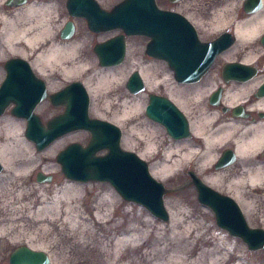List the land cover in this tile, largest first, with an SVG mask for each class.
<instances>
[{
    "label": "rangeland",
    "instance_id": "374dc122",
    "mask_svg": "<svg viewBox=\"0 0 264 264\" xmlns=\"http://www.w3.org/2000/svg\"><path fill=\"white\" fill-rule=\"evenodd\" d=\"M42 1L53 5V7L50 8L48 17L50 24L54 27V40L62 43L74 40L80 41V55L87 58V61L91 63L94 71H91V73L87 76L84 75L68 81L59 80L51 75L44 78L38 75L35 71L34 72L45 82L47 91L50 94L62 89L69 83L75 81L83 83V79H86L88 76H92V80L88 84L89 87L91 89L96 87L99 89L101 86H98L97 77L94 76L93 73L99 70L105 71L107 68L99 66L93 48L97 43L113 38L120 32L117 30L100 33L91 32L84 19L72 18L69 16L66 10L65 0ZM97 1L103 9L110 10L114 5L122 2L123 0ZM231 1L233 4L235 3L233 6H237L240 0ZM5 2L6 0H1L0 15H2L3 12L7 13L13 9L12 7H7ZM218 3V0H205V3H202L201 0H198V2L197 0H180L177 5H173L172 3H169L168 0H156V4L159 8L170 9L186 17L193 24L199 39L203 42L212 41L222 32L231 30L232 28V26L227 23L230 22V20H226L227 17H233L234 11L231 10L224 13V18L220 24L215 27L211 26V24L217 20L216 18L218 17L216 9ZM68 21L73 22L75 32L70 39L62 40L60 39V31ZM126 44V58L123 63L119 65L125 70L123 79H119L117 81V83H119L118 85L115 83L112 85L110 83L108 87L103 86L100 90H98L100 104L102 105L106 101H111L114 103L115 107L111 110L101 109L102 116L96 117V115H94L91 111V105L97 100L92 99L89 96V116L91 118L104 120L114 124L111 122L114 113H119L121 115L123 110L129 111L130 105L133 103H142L140 112L136 111L128 114L125 122L126 125L124 127L121 128L114 124L122 130V136H124L128 130H132L133 142L131 143V146L124 147L120 143L121 148L139 156V154L144 151L145 143L153 140L156 142L157 151L153 156L150 155L148 159H143L148 165L155 161L164 159V154H173L170 157L171 161H177L180 159L181 155L187 151V149L193 150V152L195 151L190 155V158L181 160L175 171L166 173L165 180L155 178V180L160 182L167 190H169V192L163 196V200L176 202V205H174L171 209H168L166 204H164L166 210L170 214L168 220L169 222H162L158 220L139 204L124 201L108 183H78L70 181L64 177L60 165L56 162L57 154L71 143H78L85 146L89 140V134L87 132L75 131L66 134L56 139L45 150L38 152L34 145L24 136L26 125L25 121L12 116L9 111L10 109H7L0 118H12L16 126L20 125L19 127L21 128L22 134L21 138L27 140L32 145V154L34 157H40L41 155L48 153L47 150L57 141H65L53 151L50 161L38 164L34 170L31 171L30 181L26 187H19V191L37 190L36 193H32L30 197H27V199H23L22 201L16 200L11 203L8 200L11 197V195L7 194L9 188H14L17 183L13 180L14 178L9 169H7L1 162L3 165V171L0 174V263L8 264L9 254L15 248L19 246H29L35 248V250L44 251L46 254H50L53 257L55 256L58 258L62 256L63 258H66V261L62 262L64 264H73L82 258L81 254L74 249L75 245L78 243H83L81 244L82 247L80 250L84 254L88 251V248H96L99 245L109 246L111 248L115 239L125 233L129 227L140 226V224H142L145 226L142 227V229L149 230L150 234L141 240V244L128 247L124 251V260L127 261L135 259L139 261L142 259V255L145 252L152 250L159 240L167 244L172 243V240L169 239L168 232L172 223V213L176 215L185 212L187 215L186 223H192L198 227V229L200 225L211 226L213 230H216L228 239L230 247H234L235 251L240 250L238 254H242L244 256V258H239L236 256V253H231L226 256L223 255L225 258L222 264H237L240 260H242L245 264H264V251H249L240 239L233 238L227 232L220 229L215 224L213 213L207 207L198 203L196 191L191 185L190 179L186 175V171L188 169H192L197 176L201 178V180L203 175H210L211 172L207 170L206 165L202 164L199 159L200 155L197 154L203 149L202 141L191 133L190 138L180 140L185 142L186 146L179 149L177 153H174L176 151L174 150V152H172V148L180 141L174 142V140L166 134L162 126L150 121L145 116V107L148 104L149 94H157L168 97L167 90H176L175 87L178 84L173 78L172 71L164 61L153 59L146 55V40L139 37H129L126 39ZM256 45L258 44L256 43ZM2 49L4 56L0 57V83L5 76L3 68L4 63L11 58H21L18 54L11 53L4 44H2ZM243 55L244 53H242L241 50H236V52L231 54L230 58H233V61L235 62L240 60ZM24 60L30 63L33 58L28 57ZM226 62L227 61L224 56L221 54L216 58L210 70L201 78L199 85L207 87L208 90L206 94L208 93L209 88L212 86L215 88L216 85L222 82L220 74L221 69ZM259 63V75L264 77V58H262ZM145 65H152L154 67L155 72H153L156 73L155 75L157 76V80L161 81L160 86H154V88L152 87L151 89L147 88L143 93L132 95L126 89L127 79L133 71H139L138 68ZM263 81L264 79L262 82ZM49 83L54 84L53 89H48ZM117 94L120 98H122L121 101H117ZM189 95H191L189 98L185 94L183 96L178 95L181 98L178 103L180 106L183 105L188 108V114L186 113L185 116L188 120L190 118V121H192L198 118L199 115L197 114V111L199 108L204 107V100L207 97L204 95L198 98L197 96H194L193 93ZM123 101L126 102L124 106L121 105ZM173 103L179 107L178 103H175L174 101ZM179 109L181 110L180 107ZM62 111V108H55L51 106L48 101L41 102L35 109V113L41 118L43 123L50 120L53 116L62 113ZM10 131L11 129L1 126L0 143L6 141ZM226 148L232 149L233 147L231 143H228L220 149H215L214 164L220 157L221 152ZM98 154H104V152H100ZM214 164L212 165V173H216L214 172ZM232 165H234V169H232L229 173H226V176L224 175L223 177H220L216 186H212L208 183L205 184L210 186L215 191L233 198L230 194L232 189L229 186L231 179L238 175L246 177V169L251 164L243 163L242 161L236 159ZM46 166L49 167L50 171H56V173L43 172V167ZM38 173H41L44 176H51L50 182H37L36 176ZM15 174L17 175L18 173L15 172ZM243 181V185L240 188V195L242 196L241 201L251 205V213H243V215L247 224L251 228L264 229V185L262 187L254 186L253 188L246 179ZM65 184L76 185L80 188V190L74 192L73 194H66L63 191ZM36 196L37 198L40 197V202L38 204L32 206V208L30 207L29 210L23 207V205L28 204L31 200L35 199ZM56 201L59 202L58 206L60 211V215L57 217L54 216L55 206H51ZM44 215H46V219L44 221L40 223L33 222L36 218H41ZM70 227L72 231H70ZM6 230H8V232L10 231L7 235L4 234ZM41 230H43V232ZM82 230L87 232L91 231L94 234H79ZM162 231L165 236L162 239H157V233ZM198 231L199 230H197V232ZM188 245H190L188 248L191 249V255L189 258L197 257L202 249L198 247L193 248V243H189ZM50 263L52 264V260ZM151 264H155V262L153 261Z\"/></svg>",
    "mask_w": 264,
    "mask_h": 264
},
{
    "label": "water",
    "instance_id": "95a60500",
    "mask_svg": "<svg viewBox=\"0 0 264 264\" xmlns=\"http://www.w3.org/2000/svg\"><path fill=\"white\" fill-rule=\"evenodd\" d=\"M10 1L7 0L6 4L10 5ZM26 2L18 0L16 6ZM244 6L246 13L252 14L261 9L262 1L245 0ZM66 10L70 17L84 19L92 32H123L94 46L99 66L123 63L125 36H143L150 39L146 54L164 61L172 71L174 80L181 84L198 82L209 71L215 58L232 44L229 33L207 43L200 41L189 20L179 13L159 10L155 0H123L111 11L102 9L96 0H67ZM74 31L73 22L68 21L60 31V38L68 40ZM261 41L264 44V35ZM253 68L236 62L226 63L222 69V79L225 83H244L255 76L256 70ZM4 71L5 77L0 84V117L10 109L12 116L24 119L25 137L38 152L66 134L81 130L89 133L85 146L71 143L58 153L56 162L64 177L82 183H108L124 201L141 205L160 221L169 220L163 202V196L169 190L151 176L146 161L121 148L122 131L119 127L89 116L90 97L81 82H72L50 94L45 82L26 60L11 58L4 63ZM144 85L139 72L133 71L126 82V89L135 95L143 91ZM220 93L221 89L211 95L212 105H219ZM257 96H264V82L258 88ZM43 101L63 108V112L43 123L35 113L36 107ZM223 110L227 108L223 107ZM145 116L161 125L175 141L191 137L188 119L176 104L164 96L149 95ZM235 116L238 117V114ZM100 152L104 154H98ZM234 162L235 154L232 150H226L215 162L214 169H224ZM2 171L0 161V174ZM188 175L198 203L213 213L217 226L226 230L231 237L240 239L249 251H264V229L251 228L233 198L212 189L195 172ZM36 180L39 183L50 182L51 176L38 173ZM50 262L48 254L27 246L15 248L8 258V264Z\"/></svg>",
    "mask_w": 264,
    "mask_h": 264
},
{
    "label": "bare ground",
    "instance_id": "6f19581e",
    "mask_svg": "<svg viewBox=\"0 0 264 264\" xmlns=\"http://www.w3.org/2000/svg\"><path fill=\"white\" fill-rule=\"evenodd\" d=\"M261 1H262V7L261 9H259V11L254 12L252 14H248L247 16L238 20L235 23L233 27L234 35L233 36L231 35L232 44L229 48H227L225 51L221 53L224 56L225 60L227 61L226 63L234 62L233 58H230L231 54L236 52V50H241L240 47L241 46L243 47V45L248 46V48L246 49L247 51L244 52V55L240 59L241 62L235 61L236 63L252 66L257 60L264 57L261 48V46L264 48V44L261 41L264 35L263 34L261 37V34L264 31V0ZM218 2H219L217 4L218 6L216 7L218 12L217 14L218 17L216 18L217 20H215L211 24L212 27H215L216 25L221 23V21L224 18L223 16L224 13H227L230 10L234 11L236 8V6H233L235 5V3L233 4L231 0H218ZM0 4H1V0H0ZM155 5L159 10H161L156 4V0H155ZM51 7H53V5L49 3H45L42 0H29L27 4L20 5L19 8H15L7 13L3 12L2 15H0V22H1L0 57L4 56L2 49V44H4L11 53L18 54L21 58L27 59L28 57H32L33 60L30 62L32 69L38 75L44 78L51 75L59 80L68 81L84 75L85 76L89 75L91 71L92 72L94 71V68L92 69L91 63L87 61L86 57L80 55L81 42L78 40H74V41L62 43V42H56L54 40L55 37L54 27L50 24L48 17ZM0 14H1V10H0ZM227 18H226L227 21L230 20V22L227 23L229 25L232 24L231 23L232 18L229 17ZM221 35L217 36V38L213 39L212 41L219 39ZM129 37H134V36H129ZM129 37L125 36V39ZM235 41H236V45L233 46ZM256 43L259 44V47L258 45H256ZM126 53H127V44H126ZM126 53L124 60L126 58ZM119 65L106 66L105 68L107 69L105 71L99 70L93 73V75L97 77L99 87L100 86L108 87L110 83L112 85L114 83L117 85L119 84L117 83V81L119 79H123L125 74V70L122 69V67H120ZM253 69L256 70L255 76L251 77L249 80L245 81L244 83L237 82V84H232L231 82L233 81H230L229 82L230 86L225 87L226 88L225 92L222 98L220 97V100L221 99L222 100L221 101L219 100V105L217 106L213 105V106L222 107V108L225 107L228 110H230V108L234 106L237 105L243 106V104L246 103L249 104L248 109L254 113L257 111H263L264 96L262 98L254 99L252 98V94L256 92V90H258V88L261 86L264 77L258 74L256 68ZM138 70L145 84L143 91H141L140 93L145 92L147 88L151 89L152 87L154 88V86H160L161 81L157 80V76L155 75L156 73H154L155 71L152 65H145L143 67L138 68ZM91 77L88 76L86 79H83L82 84L86 88L89 96L92 99L97 100L96 102L92 103L91 111L94 115H96V117H100L102 116L101 109L111 110L115 106L114 103L111 101H106L102 105L100 104L98 90H100L101 87L99 89H97V87L91 89L88 85L92 80ZM198 82L191 83V85L181 84L176 82L177 84H179L176 85L175 87L176 90L175 89L167 90L168 97L166 98H168L172 102L174 101L175 103H178L179 99L181 100L180 96L178 95L183 96L185 94L189 98L191 96L189 94L193 93L194 96H197L198 98L204 95L207 97V95L210 93V91H212L214 86L209 88V91L206 94L208 90L207 87L203 85H195ZM223 83H225V81ZM222 84L219 86L224 87L226 83L223 85ZM53 86H54L53 83H49L48 89H53ZM153 95H157V94H153ZM119 100L121 101L122 98H120L117 94V101ZM205 100H204V107L199 108L197 111L198 112L197 114L199 115L198 118L190 121L189 124L192 135L200 139L203 143L202 151L200 153H197L200 155L199 159L201 160L203 165L207 166V170L211 172L210 175L208 176H204L202 173H200L201 175H203L202 182L208 183L212 186L214 185L216 186L218 184L217 181L219 180L220 177H223L226 173H229L232 169H234L233 167L234 165H232L230 167H226L221 170L214 169V172L216 173H212V165L214 164L215 161V152H216L215 149H220L223 146L227 145L228 143H231L233 147L232 152L235 154V159L240 160L243 163H250L251 165H249L248 168L246 169L247 171L246 177H242L241 175H238L235 178L231 179L229 183V186L232 189L230 191V194L235 199L236 203H238L242 213L250 214L251 205L241 201L242 196L240 195V188L242 187L244 182L243 180L245 179L253 188L254 186L262 187L264 185V161H261V151L264 146V120L250 122V121H244V120L240 121V120H235L233 118H228L227 115L219 113L217 109H214L213 107H209L206 104ZM125 104H126L125 101L121 103L122 106H124ZM179 107L185 114L186 113L188 114V108L186 106L183 105L180 106L179 104ZM55 108H61V107H55ZM141 108H142V103L141 104L133 103L132 105H130L129 111L123 110L121 115L119 113H114L111 122L122 128L126 125L125 122L127 120L128 114L130 112H136V111L140 112ZM1 126H5L6 128L11 129V131L9 133V136L6 138V141L0 143V161L4 164V166L7 169H9V171L11 172L14 178L13 180L17 183L14 186V188H9L7 194L11 195V197L8 200L11 203L12 201L15 202L16 200L22 201L23 199H27V197H30L32 193H36L37 190L19 191L18 190L19 187L21 186L26 187V185L30 181L31 171L34 170V168L38 164L46 161H50V157L53 151L57 149L60 145H62V143H64L65 140H60L54 143V145L50 147L51 149L49 148L48 149L49 151L47 150L48 153H45L40 157H34V155L32 154V145L29 143L30 141L28 142L27 140L21 138L22 134H21V128L19 127L20 125L16 126L12 118H7V119L0 118V128ZM24 136H25V130H24ZM152 141H147L145 143L144 151L141 152L139 156L137 155L138 157L146 160L150 155L153 156L156 153L157 151L156 142L154 141L152 142ZM132 142H133V136H132V130L130 129L127 131V133L124 136H122L121 144L124 147H130ZM185 146L186 143L180 141L174 145V147L172 148V152H174L175 150L176 152L174 153H177L179 149ZM194 152L193 150L187 149V151L183 153L180 159L177 161H171L170 157L173 154L170 153L164 154L163 156L164 159L149 164V172L151 176H153L154 178L159 180H165L166 173L175 171L180 161L190 158L191 157L190 155L193 154ZM42 171L46 173H56V171H50L48 166L43 167ZM15 172H17L18 174L16 175ZM73 182H78V181H73ZM78 183H82V182H78ZM78 190H80V188L76 185L65 184L63 187V191L66 194H73ZM39 199L40 197L37 198L36 196L35 199L31 200L28 204L23 205V207L29 210L30 207L32 208V206L40 202ZM163 202L164 204H166L168 209H171L173 208L174 205H176L175 201L165 200ZM58 205H59L58 201H56L53 205H51L52 207L55 206V212H54L55 217L60 215ZM144 209L147 210L146 208ZM172 215H173L171 219L172 223L170 225L171 227L168 230L169 239L172 240V243L167 244L159 240L152 250L145 252L142 255V259L139 261L135 259L127 260V261L124 260L125 259L124 251L128 247L135 246L136 244H141L140 243L141 240H143L150 234L149 230L142 229V227H145L142 224H140V226L138 225V226L129 227L125 233H123L122 235H120L118 238L115 239L111 248L109 246L99 245L96 248L94 247L88 248L87 249L88 251L84 254L80 250L82 247L81 244L83 243H78L77 245H75L74 249L79 254H81L82 258L80 260H77L73 264H151L153 261L155 262V264H222L224 262V258H225L224 256L229 255L231 253L233 254L236 253L237 257L244 258L242 254H238L240 250L235 251L234 247H230L228 239L224 237L221 233H218L216 230H213L211 226L200 225L198 229V227H196L192 223H186L187 215L185 212L176 215L172 213ZM45 219H46V215L42 216L41 218H36L33 222L40 223ZM69 229L70 231H72L71 227ZM197 230L199 231L197 232ZM41 231L43 232V230ZM70 231L69 233L71 234ZM224 231L227 232L226 230ZM9 232L8 230H6L4 234L7 235V233ZM79 234L92 235L94 233L91 231L87 232L82 230L81 232H79ZM164 236L165 234L162 231L157 233L156 238L162 239ZM189 243L194 244L193 248L198 247L202 249L199 255H197V257L195 258H189V256L191 255V249L188 248L190 246L188 245ZM29 248L35 250V248L33 247H29ZM36 251H41V250H36ZM83 254H84V258H83ZM49 257H50V261L52 260V264H64L62 262L66 261V258H63L62 256L57 258L49 254ZM237 264H245V263L242 260H240L238 261Z\"/></svg>",
    "mask_w": 264,
    "mask_h": 264
},
{
    "label": "flooded vegetation",
    "instance_id": "af4514ba",
    "mask_svg": "<svg viewBox=\"0 0 264 264\" xmlns=\"http://www.w3.org/2000/svg\"><path fill=\"white\" fill-rule=\"evenodd\" d=\"M18 0H11L10 1V5H7L6 4V2H7V0H6V2H5V5L7 6V7H12L13 9H15V8H18V7H20V6H16V2H17ZM97 1V0H96ZM179 1L180 0H177L176 2H171L170 0H168V2L169 3H172L173 5H177L178 3H179ZM29 2V0H27V2H26V4ZM65 2L67 3V0H65ZM98 2V1H97ZM202 3H205V0H203V1H201ZM244 2H245V0H240L239 1V3L237 4V6H236V8H235V10H234V15H233V17H232V20H231V23L232 24H230L231 26H232V28H231V30H226V31H224V32H222L221 34H223V33H229V34H231L232 36L234 35V32H233V27H234V25H235V23L238 21V20H240V19H242V18H244L245 16H247L248 14L246 13V11H245V6H244ZM99 3V2H98ZM12 9V10H13ZM112 9V8H111ZM110 9V10H111ZM161 10H166V11H170V12H176V11H173V10H170V9H162V8H160ZM178 13V12H177ZM182 15V14H181ZM120 33L119 34H122V32L121 31H119ZM118 34V35H119ZM220 34V35H221ZM264 34V32L261 34V37H262V35ZM134 37H139V38H142V39H144V40H146V45H145V48H146V46H147V44L149 43V41H150V39L149 38H147V37H141V36H134ZM261 37H260V39H261ZM217 38V37H216ZM127 39V38H126ZM126 39H125V41H126ZM258 44V43H257ZM234 45H236V41L234 42V44H233V46ZM258 47H259V44H258ZM257 47V48H258ZM248 48V46L247 45H243V47L241 46L240 47V49H241V52L242 53H244L245 51H247L246 49ZM261 48H262V52H263V55H264V48L261 46ZM264 58V57H263ZM262 59V58H261ZM261 59H259V60H257L254 64H253V66L257 69V72H258V74H260L259 73V71H260V67H259V62H260V60ZM237 61H240V60H237ZM223 68V67H222ZM221 79H222V69H221ZM201 81V80H200ZM200 81L198 82V83H196L195 85H199L200 84ZM224 81H223V79H222V82H221V84L223 83ZM232 84H237V82H231ZM221 84H219V85H221ZM223 84H225V83H223ZM222 84V85H223ZM179 85V84H178ZM189 85H191V84H189ZM219 85H216L215 86V88H213L212 89V91H210V93L207 95V98H206V104L209 106V107H213L214 109H217V111L219 112V113H221V114H224V115H227V117L228 118H233V119H235V120H244V121H250V122H253V121H259V120H264V110L263 111H257V112H252V111H250L249 109H248V106H249V104H243V106H241V105H237V106H234V107H232V108H230V110H223V108L222 107H214L211 103H210V100H211V95L214 93V92H216L217 90H219V89H221V93H220V95H221V98H222V96H223V94H224V92H225V87L226 86H230V83H226L225 84V86L224 87H222V86H219ZM257 92H258V90H256V92H254L253 94H252V98H254V99H258V98H262V97H258L257 96ZM222 100V99H221ZM220 100V101H221ZM185 114V113H184ZM235 114H238V117L237 116H235ZM186 115V114H185ZM189 124H190V118H189ZM172 139V138H171ZM173 140V139H172ZM174 142H177V141H175L174 140ZM226 150H229V148H226V149H224L222 152H221V155L223 154V152L224 151H226ZM230 150H233V149H230ZM220 155V156H221ZM236 160V159H235ZM261 161H264V146H263V149H262V151H261ZM234 164V163H233ZM231 166V165H230ZM229 166V167H230ZM194 172L192 169H188L187 171H186V175L189 177V175H188V173L189 172Z\"/></svg>",
    "mask_w": 264,
    "mask_h": 264
}]
</instances>
